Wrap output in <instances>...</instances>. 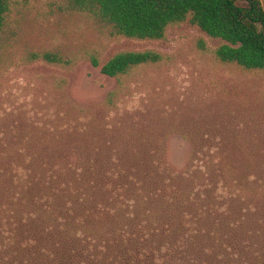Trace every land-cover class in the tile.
Wrapping results in <instances>:
<instances>
[{"label":"rangeland","instance_id":"obj_1","mask_svg":"<svg viewBox=\"0 0 264 264\" xmlns=\"http://www.w3.org/2000/svg\"><path fill=\"white\" fill-rule=\"evenodd\" d=\"M66 4L10 0L0 35V210L35 183L84 192L98 186L106 195L92 202L91 214L113 224L97 220L100 225L73 228L62 238L53 233L38 261L204 264V254L189 243L191 215L183 213L178 228L176 209L165 218L163 208L177 203L174 177L215 169L208 167L212 158L232 193L247 199L244 215L253 222L264 215V70L221 62L215 49L224 41L189 21L169 27L164 39L133 40L112 37ZM144 49L166 58L135 69L125 86L101 71L116 52ZM45 51L72 62L31 59ZM111 91L116 96L108 106ZM112 187L122 194L113 197L105 190ZM47 194L39 193L44 200ZM135 210L142 226L118 229L117 216Z\"/></svg>","mask_w":264,"mask_h":264},{"label":"trees","instance_id":"obj_2","mask_svg":"<svg viewBox=\"0 0 264 264\" xmlns=\"http://www.w3.org/2000/svg\"><path fill=\"white\" fill-rule=\"evenodd\" d=\"M10 8V0H0V35ZM66 8L98 20L112 37L133 40L164 39L169 27L189 21L209 36L224 41L215 49L221 62L248 70H264V5L261 0H67ZM165 58L163 53L153 49L118 51L102 65L101 71L125 86L126 78L135 69L160 63ZM31 59L64 66L72 62L54 51L32 53ZM92 62L95 66L100 64L95 57ZM115 96V91L109 93L108 106L113 105ZM210 161L213 163L208 167L215 169L209 167L205 171L198 167L174 177L173 197L177 203L171 208L168 202V208H163L168 209L164 217H171V209H176L174 217L181 220L177 222L180 228L182 214L191 215L189 243L192 250L204 254V264H255L258 258H264V221L261 220L264 215L256 217L254 222L249 214L244 215L241 203L247 199L232 193L220 163L212 158ZM147 168L152 171L151 166ZM43 184L28 186L17 196L16 202L0 210V264H47L48 260L38 261L37 256L43 254L44 242L53 233L61 234L62 238L73 228L78 231L100 225L97 220L104 225L112 223L91 214L92 202L106 195L103 188L92 186L84 192L74 186L59 188L47 182L43 187ZM43 189L48 191L46 200L39 195ZM105 190L113 197L114 193L122 194V190L115 187ZM154 196L157 198V194ZM119 215L115 220L116 224L121 223L118 229L142 226L141 213L136 210L132 217ZM154 241L153 238L151 242ZM51 261L50 264H69L72 257H57Z\"/></svg>","mask_w":264,"mask_h":264}]
</instances>
